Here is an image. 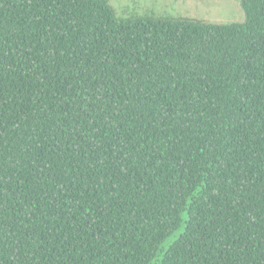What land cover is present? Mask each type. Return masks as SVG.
<instances>
[{"label": "trees", "instance_id": "16d2710c", "mask_svg": "<svg viewBox=\"0 0 264 264\" xmlns=\"http://www.w3.org/2000/svg\"><path fill=\"white\" fill-rule=\"evenodd\" d=\"M239 3L0 0V264H264V0Z\"/></svg>", "mask_w": 264, "mask_h": 264}, {"label": "rangeland", "instance_id": "374dc122", "mask_svg": "<svg viewBox=\"0 0 264 264\" xmlns=\"http://www.w3.org/2000/svg\"><path fill=\"white\" fill-rule=\"evenodd\" d=\"M117 15L172 16L212 24L241 23L239 0H108Z\"/></svg>", "mask_w": 264, "mask_h": 264}]
</instances>
